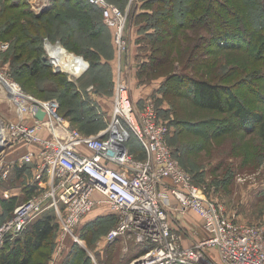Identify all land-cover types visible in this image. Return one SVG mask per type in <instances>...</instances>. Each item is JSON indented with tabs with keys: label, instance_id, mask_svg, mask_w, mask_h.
<instances>
[{
	"label": "built area",
	"instance_id": "built-area-1",
	"mask_svg": "<svg viewBox=\"0 0 264 264\" xmlns=\"http://www.w3.org/2000/svg\"><path fill=\"white\" fill-rule=\"evenodd\" d=\"M87 1L114 29L118 58L126 54L125 16L105 0ZM8 48L9 42L0 41V54ZM0 91L9 105V117L0 115V177L6 179L15 162H32L38 189L0 225V246L52 209L60 224L57 256L67 238L81 243L74 229L85 216L102 210L116 219L105 243L121 240L124 254L128 242L145 249L129 264H264V228L229 218L193 182L166 142L169 130L159 122L152 99L137 108L124 80L115 82L105 126L88 135L60 115L57 99L25 93L5 70H0ZM39 110L42 119L36 118ZM132 138L142 159L130 152ZM0 192L9 197L7 190Z\"/></svg>",
	"mask_w": 264,
	"mask_h": 264
},
{
	"label": "trees",
	"instance_id": "trees-1",
	"mask_svg": "<svg viewBox=\"0 0 264 264\" xmlns=\"http://www.w3.org/2000/svg\"><path fill=\"white\" fill-rule=\"evenodd\" d=\"M4 1H7L8 7H15L18 9L22 7L26 13L31 14L26 5V0ZM111 1H116L121 8H125L129 0ZM257 1L258 0H240V3L238 2L239 4H229L220 0H134L131 2L130 7L132 6V8L138 9V12H135L133 16L132 22H134V24L135 22L144 24V26L140 27L139 31H149L148 33L150 34L148 41V60L141 63L138 70V77L146 81L162 78L160 80L161 84L159 83V87L155 92L157 94L161 91L163 99L170 105V109H172L175 117L171 125H175L179 131H182L183 128L186 129V127L192 124L187 121L189 119L187 115L181 112L179 98L184 97L190 102H194L201 110L228 114L233 119L237 128L243 132L257 131V139L264 145L263 111L254 110V104H252L250 99L243 98L244 100H240L239 97L236 96L234 89L229 85L219 84V81L196 79L188 73L189 69L191 71V69H200L205 66V63L201 64L203 62L200 60V55L204 53L206 47H209L207 49L209 51L217 50L221 52L220 50L223 48H230L233 50L248 49L251 51L255 46L256 53H259V57H264V10L260 11L262 4L259 6ZM215 3L217 5L214 6ZM262 3L264 8V1ZM180 8H182L181 11ZM233 9L244 13L242 15L244 20L243 17L233 18L238 22L236 31L227 32L225 30V32L221 34L216 32L217 28H214L213 31L207 35L209 37L207 41H205L206 34L198 32L202 28V24H199L200 20L196 18H199L201 14H209L211 15L214 25L217 27L221 25V22L216 21V16L214 15H225V17L229 18L231 13L234 12ZM67 11H78L80 13L78 16L81 17V19L73 20L76 22L77 31L83 34L75 33V35H73L72 30L68 29L65 31L64 27H68V19L66 18ZM85 14L89 16L97 15L98 19L94 20L91 18L88 21L84 16ZM32 16L33 19L39 21L38 25L34 23L25 29L23 33V42L25 45L33 43L37 45V48H35L34 55L25 57V59L28 60L20 64L18 71H21V73L26 71L30 75L34 73V76H38L40 71H47L49 76L61 77L59 89L62 91H55L54 94L47 99H57L60 115L67 119L71 126L76 128L79 132L86 135L96 133L97 131L94 129L92 130L90 127L103 123V118L101 114H99V109L102 110L100 102L102 99L105 100L107 98L106 101H108L111 106L113 92L108 97L104 98L100 88L98 86H95L96 88L92 86L94 89V96L92 98L91 94L86 92L90 85H82V76L87 72L91 74L95 72L96 76L99 77L98 73L102 72L103 69H105L104 67H108L110 63L106 65L101 56L97 55L98 58H95L91 53L85 55V53L79 50L78 46L74 45L69 48L64 42L67 38L75 41L76 37H85L86 39L89 37H96V34L111 29L113 45L116 47L114 42V29L107 27L103 23L101 10L89 4L87 0H54L52 5L41 12V14ZM13 20L17 19L11 16L10 18H6L0 25V41H6L4 40L5 36L10 34L9 31H13ZM246 25L248 27V31L245 32L247 33V41L244 40L245 33L241 32V30H247L245 29ZM56 27L58 32H55ZM61 29L63 33H65V38H63L59 32ZM231 30L232 29H229V31ZM41 31L45 33H41ZM29 32H31L32 35H30ZM57 39L60 40L62 44L61 47L65 49V51L80 56L88 63V68L77 80H69L68 74L55 71L52 66L53 64L47 62V59L43 56L46 54L44 48L45 41L55 44ZM235 40L246 41L248 46H237L233 42ZM113 45H109L111 46V50L114 47ZM176 45L180 46V49L183 51L182 60L179 59V61L172 57V53H174L173 50L177 48ZM9 47L6 53L11 49V44ZM92 52L94 51L92 50ZM193 54H195V58L198 57V60H194ZM90 55H92V57H89ZM179 58H181V56ZM180 63H183V68L177 69ZM5 70L11 77L14 76V72L10 69V71L8 69ZM92 70L94 71L92 72ZM216 70L219 71L220 68ZM216 70H214L215 73L217 72ZM74 80H76V82ZM22 89L24 90V88ZM62 93H64V95ZM64 96L70 98L66 100L71 102L74 101V107L65 103L66 101L62 99ZM99 126L101 127V125ZM132 139L128 143L130 152L134 157L142 159L143 151L139 145H137V142ZM21 151L18 150L17 155L20 154ZM7 158L12 159L10 156ZM33 170L34 163L32 162H15L10 167L7 178L2 179L0 177V191L7 190L9 192L8 198H3L0 194V225L12 216L14 208L19 205L16 204L18 198H22L26 201L38 193L37 185L33 177ZM24 201L20 202V204ZM115 223L116 219L110 213L102 210L93 211L85 216L74 229V231L77 230L78 235L76 232H74V234L80 240L86 241L89 245L88 242L91 241V238L95 237V232H98L100 234L98 235L99 238L101 236L102 238L98 240L99 238L97 236L96 240H93V247L96 245L99 256L101 254L105 255V264H128L134 257L128 256L123 259L119 257L120 253H116L118 240L112 244L103 241L104 235ZM59 233L60 224L55 212L52 209L44 211L35 220L27 224L17 236L5 238L4 243L0 246V264H44V261L40 262V260H42L41 257L39 258L40 260L36 259L34 261V256L36 254L39 256H52L53 251L45 252L44 249H47V246L51 243L53 244V249H55ZM101 233L103 235H101ZM66 244H69V247H71V253L75 254L77 252V257L81 255V260L80 263L78 261V264H90V258L88 255H85L87 252L80 249L75 241L71 238H67ZM99 246H104L105 248L102 253H99ZM133 249H136L135 257L145 251V249H137L135 246H133ZM93 251L95 254L96 251Z\"/></svg>",
	"mask_w": 264,
	"mask_h": 264
},
{
	"label": "rangeland",
	"instance_id": "rangeland-1",
	"mask_svg": "<svg viewBox=\"0 0 264 264\" xmlns=\"http://www.w3.org/2000/svg\"><path fill=\"white\" fill-rule=\"evenodd\" d=\"M53 1L54 0H49V5L45 9L49 8ZM105 1L116 6L122 12V15L125 16L126 19L125 31L130 32L134 26V23L132 22L133 16L135 12H138V9L132 8V6L130 7L131 2L134 0H129L125 5V8H121L116 1ZM220 1L227 2L229 4L240 3V0ZM263 1H257L259 6L262 4L260 11L264 10ZM25 2H27L26 5L31 14L38 15L45 10L44 9L38 13V7L41 4L46 3L47 0H26ZM215 5L217 4L215 3L214 6ZM7 7V1L0 0V25L6 18H10L11 16L15 17L17 20H13V31H9L10 34L5 36L4 40L9 42V46L11 44V49L8 53H6L8 51L7 50L6 52L0 54V70L10 69L14 72V76L11 77L13 81L19 88H24L26 92L23 89L22 90L25 93L35 98L45 100L53 95L55 91L61 92L62 90L59 89V86L61 85V77L59 76H49L47 71H40L38 76H34V73L30 75L26 71L22 72L23 74L21 71H18L20 64L28 60L25 59V57L34 55L35 48H37V45L33 43L25 45L23 42V33L28 26H31L34 23L38 25L39 21L33 19V16L26 13L22 7L19 9L15 7ZM181 10L182 8H180V11ZM233 11L234 12L231 13L229 18L225 17V15H214L216 16V21L221 22V25L217 27L214 25L211 15L209 14H203L204 16L201 14L199 18H196L197 20H200L199 24H202V28L198 32L206 34L205 41H207V38L209 37L207 35L211 33L214 28H217L216 32L221 34H223L225 30L227 32L236 31L238 22H236L233 18H242L244 13L239 12L236 9H233ZM66 15V18L68 19V27H64L65 31L68 29L72 30L73 35H75V33L83 34L77 31L76 22L73 20L81 19V17L78 16L80 13L78 11H67ZM84 16L88 21L91 18L94 20L98 19L97 15H90V17L88 14H85ZM247 28L248 27L246 25L245 29ZM229 29L232 30L229 31ZM56 31L57 27L55 32ZM247 31L248 29L246 31L241 30L243 33ZM59 32L63 38H65L63 30L61 29ZM41 33L45 32L41 31ZM29 34L32 35L31 32H29ZM112 38L111 29H107L99 34H96V37H89L88 39L85 37H76V39L74 38V41L73 39L67 38L65 39V42L62 39L64 44L69 48L76 45L79 47L81 52L85 53V55L87 53H91L95 58H98V55L103 58L106 65L110 63L108 67H104L105 69H103L102 72L99 71V77H97L96 73L93 72L94 70H92V74L87 72L84 76H82V85H90V87L98 86L102 95H104V98L108 97L113 92L116 81L124 80L126 82L123 70L121 69L122 65L120 67L124 54L118 58L117 50L113 45ZM244 40L247 41V33L244 34ZM56 41H58L62 46L60 40L57 39ZM246 41L235 40L233 42L237 46L247 47L248 44ZM49 44L51 46L46 44V41L44 43V48L45 45L49 48V55L46 50V54L42 55L45 56L44 58L47 59V62H51L55 65V67L52 65L54 70H58L56 63L52 61L50 56L52 46L55 44ZM109 45L114 46L112 50ZM61 46H59L61 50L58 52L68 53ZM176 47L177 48L173 50L174 53H172V57L179 61V59L182 60L183 51L180 49V46L176 45ZM208 48L209 47H206L204 49V53L200 55V60L203 62L201 64L205 63V66L200 69H191V71L189 69V72H187L196 79L207 81L212 80L216 82L219 81V84L229 85L234 89L236 96L239 97L240 100L243 98L250 99L252 104H254V110L256 109L257 111L260 110L264 112V57H259V53H256V47L254 46L251 51L248 49H218L221 52L217 50L209 51L207 50ZM92 50L94 52H92ZM92 55L89 57H92ZM194 55L195 54H193L194 60H198V57L195 58ZM72 56L75 57L77 55L73 54ZM180 56L181 58H179ZM80 62L82 64L80 65V69L83 71L79 74V77L88 68V63L83 58ZM182 65L183 63H180L177 69H182ZM216 67L220 68V70H216ZM214 70L217 72L215 73ZM94 73L95 78L93 77ZM161 79L162 78H160V80ZM76 80L74 81L76 82ZM86 92L90 93L93 98V87ZM62 94L64 95V93ZM152 98L153 106L156 108L158 113L159 122L166 124L169 128L166 142L171 147L172 152H174L173 156L175 155L174 157L178 161L181 168L190 174L193 182L197 186L203 188L206 195L216 202L221 207L224 214L229 218L234 219L239 224L261 226L264 228V145L258 141L256 136L257 131L243 132L237 128L233 119L228 114H219L212 111L201 110L194 102H190L184 97L179 98L181 112L184 113V115H187L189 118L187 121L192 124L186 127V129L183 128L182 131H179L175 125H171V122L175 117L172 109H170V105H168L166 100L163 99L161 91L157 94H154L153 92ZM62 99L66 101V104L74 107V101L71 102L66 100L70 98L64 96ZM106 99H102L100 102L102 110L99 109L101 117L103 118V123L99 124L101 127L99 125H91L92 127L90 128L92 130L94 129L98 131V129L100 130V128L105 126L104 118L108 116L111 107L110 103L106 101ZM144 102L145 100H140L139 102L137 100L134 104L137 108H141ZM8 106L9 105L5 96L0 91L1 116L9 117L6 113L8 111ZM12 116H10L11 119H13ZM15 156H17V152L12 154L13 158ZM22 201H24L22 198H18L16 204H20ZM74 232L78 235L77 230ZM94 235L95 237L91 238V241L88 242L89 245L86 241L80 239L81 243L76 242V244L80 249L87 252L85 255H88L90 258V264H105V255L101 254L99 256L96 245L93 247V240H96L97 236L100 234L95 232ZM101 235L103 234L101 233ZM101 238L102 236L98 240ZM127 245L129 248H133L134 246L131 242H128ZM123 246L124 243L119 241L116 245L117 254L121 251ZM98 248L99 253H102L105 250L104 246H99ZM70 250L71 247H69V244H66L65 242L62 249L59 251L57 256H55L56 249H53V244L51 243L47 246V249H44V251H53L52 256L47 257L36 254L34 256V261L41 257L42 260H39L40 262L44 261V264H50L51 262H53V264H78V261L80 263L81 255L77 257V252L74 254L71 253ZM93 250L96 251L95 254Z\"/></svg>",
	"mask_w": 264,
	"mask_h": 264
},
{
	"label": "crops",
	"instance_id": "crops-1",
	"mask_svg": "<svg viewBox=\"0 0 264 264\" xmlns=\"http://www.w3.org/2000/svg\"><path fill=\"white\" fill-rule=\"evenodd\" d=\"M133 25H134L133 29L130 32L125 31V39L128 43V48H127L126 54L123 55L122 60L120 59L121 60L120 67L122 65L121 69L123 70L124 78L126 79L129 91L131 90L130 97L132 99V102L135 103L137 100L139 102L140 100H146L147 98H152L153 92L154 94H156L155 90H157L159 87L160 78L151 79V80L146 81L138 77V72H139L138 70H139L141 63L146 62L148 60V56H149V51H148L149 42L148 41H149L150 34L148 33L149 31H146V32L139 31L140 27L144 26V24H138L135 22V24ZM45 50L46 52L47 50L49 52V48L47 46L45 47ZM53 66L55 67L54 64ZM58 70L55 69V71H58ZM74 78L77 79L76 77L69 76V80L74 79ZM120 242L122 241L120 240ZM119 253H120L119 257L122 259L128 256H132L135 258L136 249L129 248L128 252L124 254L121 248V251Z\"/></svg>",
	"mask_w": 264,
	"mask_h": 264
},
{
	"label": "bare ground",
	"instance_id": "bare-ground-1",
	"mask_svg": "<svg viewBox=\"0 0 264 264\" xmlns=\"http://www.w3.org/2000/svg\"><path fill=\"white\" fill-rule=\"evenodd\" d=\"M46 44L51 46L47 41ZM59 50H61L59 46L57 45L52 46V51L50 54L52 61L56 63L59 70L67 73L71 77L78 78L79 74L81 73V69H80V65H82L80 62L81 59L79 60V58L73 57L72 54H68L66 52H58ZM2 133H3V125L0 121V134Z\"/></svg>",
	"mask_w": 264,
	"mask_h": 264
},
{
	"label": "water",
	"instance_id": "water-1",
	"mask_svg": "<svg viewBox=\"0 0 264 264\" xmlns=\"http://www.w3.org/2000/svg\"><path fill=\"white\" fill-rule=\"evenodd\" d=\"M55 45L60 46V44H59L58 41L56 42ZM72 55H73V54H72ZM75 57H77V56H75ZM77 58L81 59V61H82V58H80V57H77ZM85 64H86V63H85ZM42 117H43V112H42L41 110H39V111L36 113V118H38V119H42Z\"/></svg>",
	"mask_w": 264,
	"mask_h": 264
}]
</instances>
